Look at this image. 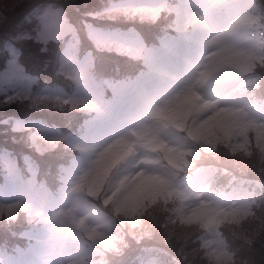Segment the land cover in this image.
Wrapping results in <instances>:
<instances>
[{
  "label": "clouds",
  "instance_id": "clouds-1",
  "mask_svg": "<svg viewBox=\"0 0 264 264\" xmlns=\"http://www.w3.org/2000/svg\"><path fill=\"white\" fill-rule=\"evenodd\" d=\"M13 106L0 264H264V0H31Z\"/></svg>",
  "mask_w": 264,
  "mask_h": 264
},
{
  "label": "trees",
  "instance_id": "trees-1",
  "mask_svg": "<svg viewBox=\"0 0 264 264\" xmlns=\"http://www.w3.org/2000/svg\"><path fill=\"white\" fill-rule=\"evenodd\" d=\"M6 0H0V11L3 13V14H6L7 15V24L3 27V28H0V36L4 35V34H7L9 33L10 31L13 30L14 28V25L18 22V20L20 19L19 15L20 13L25 9V7L29 4V1L30 0H25V3L19 7H17V3H18V0H11L10 3H8L6 5L5 8H3V3L5 2ZM29 50H31L30 46H29ZM26 56H27V52H26ZM30 59L33 61V59L30 57ZM16 109L15 106H13L11 109H9L7 112H0V116H4L6 115V113L8 112H11V111H14ZM3 117H0V119H2ZM4 126L3 124H0V133L4 130Z\"/></svg>",
  "mask_w": 264,
  "mask_h": 264
},
{
  "label": "rangeland",
  "instance_id": "rangeland-1",
  "mask_svg": "<svg viewBox=\"0 0 264 264\" xmlns=\"http://www.w3.org/2000/svg\"><path fill=\"white\" fill-rule=\"evenodd\" d=\"M10 0H6L5 3L9 2Z\"/></svg>",
  "mask_w": 264,
  "mask_h": 264
}]
</instances>
